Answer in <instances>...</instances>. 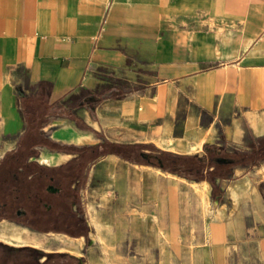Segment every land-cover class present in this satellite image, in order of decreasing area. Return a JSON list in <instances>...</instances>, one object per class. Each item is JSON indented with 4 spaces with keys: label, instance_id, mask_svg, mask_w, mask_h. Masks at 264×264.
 I'll return each instance as SVG.
<instances>
[{
    "label": "crops",
    "instance_id": "0c3cea01",
    "mask_svg": "<svg viewBox=\"0 0 264 264\" xmlns=\"http://www.w3.org/2000/svg\"><path fill=\"white\" fill-rule=\"evenodd\" d=\"M262 139L264 0H0V169L38 163L78 187L87 166L72 229L3 217L0 245L82 264H264V162L218 191L138 164Z\"/></svg>",
    "mask_w": 264,
    "mask_h": 264
},
{
    "label": "trees",
    "instance_id": "16d2710c",
    "mask_svg": "<svg viewBox=\"0 0 264 264\" xmlns=\"http://www.w3.org/2000/svg\"><path fill=\"white\" fill-rule=\"evenodd\" d=\"M205 148L207 157L161 153L147 155L148 158L138 164L155 166L188 180H208L212 183L214 191H218L220 186L217 184V180L231 176L235 166H253L264 162V139L249 152L230 151L212 145H206ZM33 153L31 151L24 159ZM23 165L28 167L30 164L25 162ZM43 256H46L47 259L40 263ZM82 262V259L69 254H44L32 248L17 249L0 245V264H82Z\"/></svg>",
    "mask_w": 264,
    "mask_h": 264
},
{
    "label": "rangeland",
    "instance_id": "374dc122",
    "mask_svg": "<svg viewBox=\"0 0 264 264\" xmlns=\"http://www.w3.org/2000/svg\"><path fill=\"white\" fill-rule=\"evenodd\" d=\"M244 151L247 150L244 149ZM12 168L15 170V172H21L19 171V169H15L14 165H12ZM9 170V165L3 166V168L0 169V205L3 203H15V208H22L25 210L37 208V210H39V214L46 215L47 218H51V220H47L45 222L42 221L44 224H42V228H48L52 230L72 229L70 221L75 218V215L79 216L81 214V208L79 207L77 209V207L81 203L80 190L87 173L86 163H83L79 168V172L75 177V179L79 182V185L76 188L72 198L70 199L67 195V183H71L72 180L68 182L65 180V178L63 179L62 177H58V174H60L61 172H59L58 174L56 172H51V176L56 177V179L54 180V182H50L49 178H47L46 181V186L48 188L50 186L54 187V189L61 188L59 193H52L48 190L47 192H45V190H43L41 191V194L38 195L37 193H35L34 189H37L39 187V183L37 182L34 184L29 178H27L28 182L26 181L24 184L20 183V187L15 184L18 190L20 188V191H17L15 194L8 193V187L14 186L12 177L11 175H9ZM21 170L26 171L25 167ZM27 173H29V171H27ZM63 174L65 175L66 172L64 171ZM17 196L19 199L15 200V197ZM45 204L47 206H51V208L49 209L45 207ZM74 210H76V212ZM7 215H3L1 218H15L13 217V215H8L11 217H8ZM19 221L23 222L24 220ZM24 222L36 226V224L32 221L25 220Z\"/></svg>",
    "mask_w": 264,
    "mask_h": 264
},
{
    "label": "flooded vegetation",
    "instance_id": "af4514ba",
    "mask_svg": "<svg viewBox=\"0 0 264 264\" xmlns=\"http://www.w3.org/2000/svg\"><path fill=\"white\" fill-rule=\"evenodd\" d=\"M30 165L27 167V169L29 170H33V174L28 175L27 171H21V172H15V170L12 168L11 165V169L9 170V175H11L12 177V181H13V185L11 187H8V193H13L15 194L17 191H20V188L18 190L17 186H15V184H17L19 186V184L21 183H25L27 181V178H29L30 180H32V182L35 183H39V187L35 190V193H37L38 195L41 194V191L45 190V192L48 190V187L46 186V181L47 178H49L50 182H54V180L56 179V177L51 176V172H49L44 166L38 164V163H29ZM25 172V173H24ZM66 181H68L67 179H65ZM28 182V181H27ZM68 184V183H67ZM20 187V186H19ZM76 186H70L67 187V195L69 196V199L72 198L73 194L75 193L76 190ZM56 192H52V193H59V191L61 190V188H55ZM18 196L15 197V200H18ZM16 204L15 203H3L0 205V218L3 215H13V219H17V220H28V221H32L33 223L36 224V227H42L44 224L42 221H47V220H51V218H47L46 215H41L39 214V210H37V208H33L31 210H25L22 208H15ZM47 208H51V206H47L46 204L44 205ZM7 215V216H8ZM11 217V216H8ZM43 224V225H42ZM46 226V225H45Z\"/></svg>",
    "mask_w": 264,
    "mask_h": 264
},
{
    "label": "bare ground",
    "instance_id": "6f19581e",
    "mask_svg": "<svg viewBox=\"0 0 264 264\" xmlns=\"http://www.w3.org/2000/svg\"><path fill=\"white\" fill-rule=\"evenodd\" d=\"M13 238H15V240H18L19 242H23V243H31L32 242V240L29 238V235L27 233H24L22 235H16L15 234V235H13ZM42 241H43V239L38 241L37 243H41Z\"/></svg>",
    "mask_w": 264,
    "mask_h": 264
},
{
    "label": "water",
    "instance_id": "95a60500",
    "mask_svg": "<svg viewBox=\"0 0 264 264\" xmlns=\"http://www.w3.org/2000/svg\"><path fill=\"white\" fill-rule=\"evenodd\" d=\"M146 155H144V157H145ZM48 191H50V192H56V190L54 189V187H52V186H50L49 188H48Z\"/></svg>",
    "mask_w": 264,
    "mask_h": 264
}]
</instances>
